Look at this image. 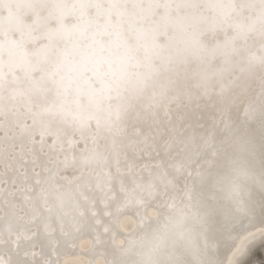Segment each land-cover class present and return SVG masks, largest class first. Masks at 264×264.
<instances>
[{"label": "snow or ice", "instance_id": "6c2138e0", "mask_svg": "<svg viewBox=\"0 0 264 264\" xmlns=\"http://www.w3.org/2000/svg\"><path fill=\"white\" fill-rule=\"evenodd\" d=\"M10 86L158 148L151 192L68 214L74 264H237L264 238V0H0Z\"/></svg>", "mask_w": 264, "mask_h": 264}, {"label": "bare ground", "instance_id": "6f19581e", "mask_svg": "<svg viewBox=\"0 0 264 264\" xmlns=\"http://www.w3.org/2000/svg\"><path fill=\"white\" fill-rule=\"evenodd\" d=\"M143 134L132 125H109L91 107L52 104L15 86L0 92V264H55L57 254L74 264L78 257L64 236L68 214L96 212L107 222L106 208L152 191L158 148L141 149ZM68 192L71 198L64 199ZM91 236L82 232L78 242L86 248ZM263 243L252 240L237 264H247Z\"/></svg>", "mask_w": 264, "mask_h": 264}, {"label": "rangeland", "instance_id": "374dc122", "mask_svg": "<svg viewBox=\"0 0 264 264\" xmlns=\"http://www.w3.org/2000/svg\"><path fill=\"white\" fill-rule=\"evenodd\" d=\"M247 264H264V243L256 247L251 255L250 260Z\"/></svg>", "mask_w": 264, "mask_h": 264}]
</instances>
